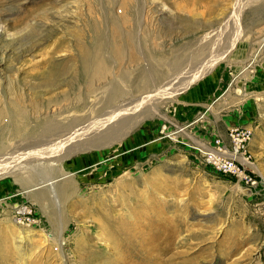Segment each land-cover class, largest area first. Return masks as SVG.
Segmentation results:
<instances>
[{
    "label": "rangeland",
    "instance_id": "obj_1",
    "mask_svg": "<svg viewBox=\"0 0 264 264\" xmlns=\"http://www.w3.org/2000/svg\"><path fill=\"white\" fill-rule=\"evenodd\" d=\"M130 1L132 23L120 25L135 30V63L120 37L122 58L105 52L95 78L80 50L93 23L113 41L120 0H0V110L20 99L28 120L20 136L0 121V264H264V0ZM111 75L127 94L103 108ZM130 101L135 125L117 120L131 129L109 147L112 137L90 145L80 126L65 128ZM48 123L57 131H34ZM234 127L252 133V193L203 155ZM35 169L47 176L23 185ZM15 204L36 222L18 224Z\"/></svg>",
    "mask_w": 264,
    "mask_h": 264
},
{
    "label": "bare ground",
    "instance_id": "obj_2",
    "mask_svg": "<svg viewBox=\"0 0 264 264\" xmlns=\"http://www.w3.org/2000/svg\"><path fill=\"white\" fill-rule=\"evenodd\" d=\"M120 2H121L120 4H121L122 8L124 9V15L121 16V13L119 12V15L121 17L120 18H117V17H115L117 13L116 14H112L113 15V18H112V21H111V24H110L111 25L110 26V29H111L113 41L111 43H108V45L106 44L107 42L105 43V39L103 38L105 36L104 35L105 33L103 32L104 30L102 29V27L99 26V24L93 23L91 25V29L90 30H91V33H92V40L90 42V46L89 47L87 46L88 48L83 46L81 48V50H80V54H81V57H80V69H81V72L83 74L87 73L88 75H91V76H93L95 78L103 76V75H100V74H102L104 71L107 72L106 70L108 69V64L106 63L105 58H104V53L107 52V51L112 56H114L115 59L120 60L122 58L123 47H122V45L118 44L117 41H116L120 37H121V39L123 38L122 40L124 42V46H125L127 52H129V59L132 62L135 63V32H134L135 30L133 31L130 28V30H128V32H126V33H124V35H122L121 25H120L121 23H127V24H131L132 23V21L129 19L130 16H129V13H128V9L131 8V7H129V5L131 4V1L130 0H120ZM1 28H3V27L0 26V36H2V38H3L4 37L3 35H5V37H6V34H4V32H3L4 30L1 29ZM32 34H31V36H32ZM18 35H21V34H18ZM9 37H8V39H9ZM4 38L2 40L3 41H6V39H4ZM29 38H30V36H29ZM34 38H35V36L32 39L35 40ZM9 40H11V38ZM35 41H37V40H35ZM262 42L264 43V39L262 40ZM5 44L6 43H4V45ZM7 45H9V44H7ZM7 45L5 47H8ZM13 47H15V48L16 47H19V45L18 46L14 45ZM21 47L23 48V46H21ZM17 49L18 48H16L15 50H17ZM19 50L20 49H18L15 52H18ZM9 51H14V50L13 49L12 50L9 49ZM13 55H15V54H13ZM108 57H110V56H108ZM111 62H113V61H111ZM119 74H117V75L119 76ZM125 74H128V73L125 72ZM113 76L111 75L108 78V82L104 86V87H107L106 88L107 89L106 92H103V93H105V97L103 99L99 100L100 103L101 102L103 103V108H107L108 106L110 107V104L112 102L117 101V100L118 101L121 100L127 94V91L124 90V88L120 87L121 85L120 86L117 85V83H116L117 80H115L116 77L113 78ZM52 77H53V75H51V78ZM48 79H50V77ZM118 83H120V82L118 81ZM132 89H135V81H134L133 84H131L129 86V90L131 91ZM9 103H10V106L5 105L0 110V121L2 123L3 122L2 120L4 118H8L10 132L12 134H14V135H17V136L23 135L24 133H26V127L28 126V120H27V118L25 116V113H24V110H23V107H22V103L20 102V99L11 100V101H9ZM128 105L129 106H126L124 109H119L115 114H113L111 112H108V111L106 113L104 112L105 114L103 116H100V118H98V120H96V122L93 121L92 124L91 123L90 124H83L82 122H80V119H73V120H71L67 124V126L65 128L66 129H72L73 127H77V126L79 128V126H80L81 129H79L78 131H81V132L78 135L79 136L80 135H83V134L87 135L88 136V139L91 141V144L90 145H92V143H96L98 141V138L100 136L98 137V134L97 133L102 134V140H107L110 137H112L111 141H107L106 142V145H108V147H109L112 144H115L116 142H118L119 140H121V138L131 129V127H129V126H134L135 125V122L134 121H131L134 118V116H135V112H134V109L135 108L132 106L133 105V101H130V103H128ZM84 106H85V104H84ZM113 106H114V104H113ZM115 106H117V105H115ZM115 111H116V109H115ZM123 113L126 114V116L124 115L125 116L124 118H123ZM120 119L123 120V121H127L126 124L129 125L128 126V129H122L119 124H118L119 128H118V126L115 125L117 123V120H120ZM4 121H5V119H4ZM51 123H48L46 126H43L42 128L36 127L34 131L36 133H42V132H44V133L50 132L51 133V132L57 131V125L56 124H51ZM98 123L101 124V125L99 124L101 126L100 128H102V127L105 126L104 131H107V133L110 132V131L113 132V133L114 132H116V133L118 132V135L112 136L113 133H111L110 135H105L104 134L105 132L101 133V132L97 131V128L99 127L98 126ZM115 127H117V128H115ZM132 128H134V127H132ZM116 129H118V130L116 131ZM182 130L183 129H179V131H182ZM68 132H66V133L68 134ZM73 132H75V131L73 130ZM68 145L70 146V144H68ZM131 148L129 146H128V148H126V145H124L121 148V150H127V149L129 150ZM2 149H3V146L1 145V142H0V151ZM204 149H206V148H204ZM131 156H133V155H131ZM118 162L116 161V163L119 165L120 163H118ZM30 171H31V169H30ZM29 174L30 175L28 176V179H26L24 181L23 185L24 184H29V182H32L35 177H38V176H47V173L46 172L41 171V172L38 173L37 172V169H35L33 172H30ZM62 177H63V175H62ZM57 180H58V178H54V177L53 178L45 179V180L39 182L33 188H30V190H27L26 192H24V194L29 193L30 191L35 190V189H38V188H44V187H47V186H51ZM67 190H68L67 187H64V186L60 187V192L61 193L62 192L66 193L65 191H67ZM16 205H17V207L14 208L15 211L16 210H19L21 212L26 211V208L23 207V205H21V204H16ZM119 231L121 233L125 232V233H123L124 238L128 237L126 239H129L131 241L135 240V226H129V225H124L123 224V225H120ZM131 232H134V235L133 236L131 235ZM128 234H130V237H129ZM150 237H152V236H150ZM18 240H19L18 244L20 246V244H21V238L18 239ZM19 246H17V249H18Z\"/></svg>",
    "mask_w": 264,
    "mask_h": 264
},
{
    "label": "built area",
    "instance_id": "obj_3",
    "mask_svg": "<svg viewBox=\"0 0 264 264\" xmlns=\"http://www.w3.org/2000/svg\"><path fill=\"white\" fill-rule=\"evenodd\" d=\"M252 133L249 129L234 127L229 130L228 140L215 139L203 151L206 161L218 174L236 180L246 192L252 193L259 186L251 161L249 145ZM17 205L15 204L16 208ZM24 207V206H23ZM30 211H15L18 224L36 222Z\"/></svg>",
    "mask_w": 264,
    "mask_h": 264
}]
</instances>
